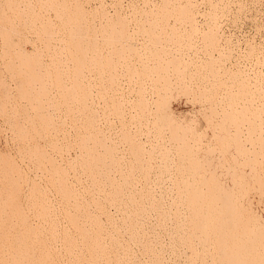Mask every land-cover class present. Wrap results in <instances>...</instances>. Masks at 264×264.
<instances>
[{
    "label": "bare ground",
    "instance_id": "obj_1",
    "mask_svg": "<svg viewBox=\"0 0 264 264\" xmlns=\"http://www.w3.org/2000/svg\"><path fill=\"white\" fill-rule=\"evenodd\" d=\"M236 2L0 1V264H264Z\"/></svg>",
    "mask_w": 264,
    "mask_h": 264
},
{
    "label": "rangeland",
    "instance_id": "obj_2",
    "mask_svg": "<svg viewBox=\"0 0 264 264\" xmlns=\"http://www.w3.org/2000/svg\"><path fill=\"white\" fill-rule=\"evenodd\" d=\"M0 1L5 5H8L9 2V0ZM236 4H239V10H234V12L230 13L231 27L229 33L232 38V41H230L231 47L234 49L236 48L235 46L242 47L245 52H252L256 60L264 59V0H237ZM0 11L2 13H0L1 21L6 11ZM2 41L4 39H2L0 34V42ZM262 52L263 54H261ZM262 69L264 72L263 67ZM186 108V106L182 107V110L187 111ZM205 125L204 120L201 119L199 126L200 128L202 127V131L205 129ZM0 139L3 141L2 136H0Z\"/></svg>",
    "mask_w": 264,
    "mask_h": 264
}]
</instances>
